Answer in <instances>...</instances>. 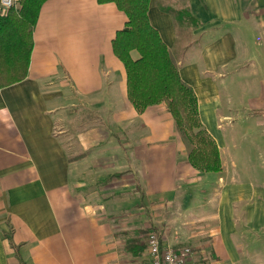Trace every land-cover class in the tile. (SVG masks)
<instances>
[{"label":"crops","instance_id":"obj_1","mask_svg":"<svg viewBox=\"0 0 264 264\" xmlns=\"http://www.w3.org/2000/svg\"><path fill=\"white\" fill-rule=\"evenodd\" d=\"M184 10L195 23L177 26ZM147 15L171 52L190 39L178 73L221 170L187 162L164 103L129 102L113 2L47 0L27 76L0 89V264H142L137 209L164 244H192L195 264H264V0H149Z\"/></svg>","mask_w":264,"mask_h":264},{"label":"trees","instance_id":"obj_2","mask_svg":"<svg viewBox=\"0 0 264 264\" xmlns=\"http://www.w3.org/2000/svg\"><path fill=\"white\" fill-rule=\"evenodd\" d=\"M45 1L19 0L18 9L13 7L0 12V89L27 76L33 31ZM97 1L113 2L127 17L124 27L116 32L112 40V50L126 70L129 102L139 113L149 106L164 103L177 133L186 145L187 162L201 172H219L221 160L218 147L199 120L193 90L178 73L177 59L190 43L187 33H177L176 44L181 51L175 54L149 23V0ZM175 19L177 26L195 23L188 10L176 12ZM132 51L138 53L137 59L131 57ZM143 248L138 238L125 242V250L132 256L139 255Z\"/></svg>","mask_w":264,"mask_h":264},{"label":"built area","instance_id":"obj_3","mask_svg":"<svg viewBox=\"0 0 264 264\" xmlns=\"http://www.w3.org/2000/svg\"><path fill=\"white\" fill-rule=\"evenodd\" d=\"M17 0H0V12L15 7ZM142 264H195V251L189 245H163L160 235L150 231L146 235Z\"/></svg>","mask_w":264,"mask_h":264},{"label":"rangeland","instance_id":"obj_4","mask_svg":"<svg viewBox=\"0 0 264 264\" xmlns=\"http://www.w3.org/2000/svg\"><path fill=\"white\" fill-rule=\"evenodd\" d=\"M18 2H19V0L16 1L15 7H14L15 9H18V8H19V4H18ZM230 92H232V93H234V94H235V93L237 94V93L239 92V90H237V89H233V88H232V89L230 90ZM165 110H166V108H165ZM142 126H143V125H139V127L136 129L137 132H139V131L141 130ZM173 131H174V135H175V136H174V139H175L176 141H178L180 144H182V145L184 146L185 150H186V145H185V143L182 141L180 135L177 133L174 124H173ZM110 133H112V132H110ZM127 133H128L127 130H125V131H124V130H119V131H117V133H116L117 141L120 142V143L123 144V145H128V142H127ZM147 205H148V207H149L150 214H151L152 218H153L154 220H158L159 216H161L160 211H159L158 209L153 208L155 205H152V204L149 203V202H148ZM128 212H131V211L126 210L125 214H127ZM123 213H124V211L122 212L121 215H124ZM135 215H136V218L134 219V220H135L134 224H130L131 227H135V229H131L129 232H133V230H135V232H136V231H139V233L141 234V236H142L143 238H145V240H146V234H148L150 231H149V228L144 229V228H142V226H141V225H142L141 223H142L143 220H144V217H143V210H141V209H137ZM119 219H121V221H122V216H120ZM158 223H159V221H158ZM158 223H157L158 226H156V229H158L160 232H158V231H156V230H152V231H155V232H157V233L160 235L161 242H162V239H164V237H163V230L160 229V225H161V224H158ZM171 229H172V228H171ZM160 233H161V234H160ZM125 236H127V235H125ZM125 236H124V237H125ZM124 237H122V238L120 237V238H121V239H124ZM162 244H163V245H166V244H164L163 242H162ZM175 245H189V246L192 247V244H190V243H183V244L177 243V244H175ZM169 246H171V245H169ZM145 247H146V246H145ZM122 259L124 260V258H122Z\"/></svg>","mask_w":264,"mask_h":264}]
</instances>
